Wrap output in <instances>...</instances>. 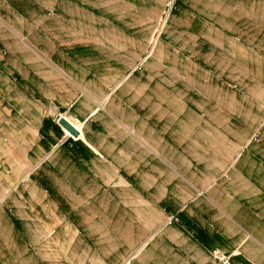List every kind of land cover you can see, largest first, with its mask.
Masks as SVG:
<instances>
[{"label": "crops", "instance_id": "0c3cea01", "mask_svg": "<svg viewBox=\"0 0 264 264\" xmlns=\"http://www.w3.org/2000/svg\"><path fill=\"white\" fill-rule=\"evenodd\" d=\"M85 1L0 0V264H264V0Z\"/></svg>", "mask_w": 264, "mask_h": 264}, {"label": "rangeland", "instance_id": "374dc122", "mask_svg": "<svg viewBox=\"0 0 264 264\" xmlns=\"http://www.w3.org/2000/svg\"><path fill=\"white\" fill-rule=\"evenodd\" d=\"M177 0H166V4L163 9L162 15L155 20L152 24L153 31L150 39V47L148 49V57L151 58L152 55L155 53L156 45L158 41L162 38L165 34L166 30H168L170 25V20L173 18L175 6ZM151 7H156V3L153 0H86L85 1V8L90 10V13L84 17H79V21L85 20L86 23L88 21L92 22L93 24L98 25L101 29L108 28V29H119L124 24L125 25H133L135 28L138 26L136 23L144 18L149 20L151 18V13L154 11ZM132 9H141V15L139 16H132L129 17L130 12ZM95 16L99 19L95 18ZM95 19V20H94ZM122 19V20H121ZM124 19H127L126 23ZM204 19L196 18L194 16L184 15V18L179 19L178 27L180 28H188V26H195V25H203ZM114 34V31H113ZM108 35V34H104ZM105 53H108L107 49L104 50ZM65 119L77 132L78 134L75 135L68 131L64 125L61 124V119ZM54 123L57 128L61 129V132L64 135L73 141H76L77 138L80 136L81 128L77 123L70 120L69 117L64 116L63 114H58L54 118ZM63 130V131H62ZM254 136H259L260 141L262 137V128H258ZM254 138V137H253ZM253 140V139H252ZM255 142V141H253ZM51 193L52 190L49 189ZM9 193H5L8 195ZM10 199V198H9ZM12 211V210H11ZM8 213H11L8 209ZM213 256L215 259L219 260V264H225L224 262H228V259L225 258L220 251H214ZM223 257V259H222ZM230 264V263H229Z\"/></svg>", "mask_w": 264, "mask_h": 264}, {"label": "water", "instance_id": "95a60500", "mask_svg": "<svg viewBox=\"0 0 264 264\" xmlns=\"http://www.w3.org/2000/svg\"><path fill=\"white\" fill-rule=\"evenodd\" d=\"M61 124L64 125V127L70 131L71 133L77 135L78 132L63 118L61 119ZM225 264H229L228 262H225Z\"/></svg>", "mask_w": 264, "mask_h": 264}, {"label": "built area", "instance_id": "2783aa9c", "mask_svg": "<svg viewBox=\"0 0 264 264\" xmlns=\"http://www.w3.org/2000/svg\"><path fill=\"white\" fill-rule=\"evenodd\" d=\"M258 140H259V136H254L253 141L258 142ZM173 221H174V218L171 217L170 220L168 221V223L171 224ZM222 259H223V257H222Z\"/></svg>", "mask_w": 264, "mask_h": 264}]
</instances>
